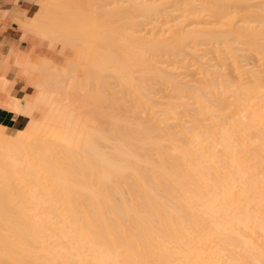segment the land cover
<instances>
[{
	"label": "bare ground",
	"instance_id": "bare-ground-1",
	"mask_svg": "<svg viewBox=\"0 0 264 264\" xmlns=\"http://www.w3.org/2000/svg\"><path fill=\"white\" fill-rule=\"evenodd\" d=\"M24 24L88 70L45 59L32 102L0 100L45 111L0 124V264H264V0H48Z\"/></svg>",
	"mask_w": 264,
	"mask_h": 264
},
{
	"label": "crops",
	"instance_id": "crops-1",
	"mask_svg": "<svg viewBox=\"0 0 264 264\" xmlns=\"http://www.w3.org/2000/svg\"><path fill=\"white\" fill-rule=\"evenodd\" d=\"M36 2L40 3L37 10ZM42 4V0H0V9L7 12L11 21L2 26L0 24V78L8 82L3 94L4 99L16 97L26 102H32L35 99V90L23 89L19 78L24 77L26 85L33 86L36 83V73L27 72L25 67L29 69L35 66L39 58L27 51L26 41L21 38L20 30L12 21L17 19L23 27L31 13L35 15L40 12ZM23 63L25 65L20 66ZM38 113H41L40 109L35 108L28 117L0 106V124L5 126L7 131H12L13 128L22 129L30 118L36 119Z\"/></svg>",
	"mask_w": 264,
	"mask_h": 264
},
{
	"label": "rangeland",
	"instance_id": "rangeland-1",
	"mask_svg": "<svg viewBox=\"0 0 264 264\" xmlns=\"http://www.w3.org/2000/svg\"><path fill=\"white\" fill-rule=\"evenodd\" d=\"M42 2H43V4L41 5V8H40V12L39 13L43 12V9L45 8L48 0H42ZM36 3H37L36 10H37L39 8V6H40V3L39 2H36ZM77 5H78V3H77ZM80 6H81V4H79V7ZM110 7H107V8H110ZM32 16H33V14L31 13L29 15V20L28 21L31 20ZM10 22L11 21L9 19V16L7 15V12L5 10H3V9H0V24H1V26L2 25H5L7 23H10ZM12 22L15 25H17L18 29L20 30V32H21V38L26 41V49H27V51L28 52H31L32 54H34V56H38V58H39L38 59V63L35 65L36 67L31 66V68L27 69V72L36 73V76H37L36 77V83H34L33 86H29V85L27 86L26 85L25 78L24 77H21V78H19V80L21 82V85H23V89H28L30 91H34L35 90V97H36L37 94H38V92H39V88H41V86L42 87L43 86H47L48 87V85H46V84H48V82L43 81V80H45V74H44V71L45 70L43 68V66H45V65H41V62H44L42 64H46L47 61H48L47 63H50L52 65L50 67L51 69L54 67L52 69L53 71L54 70L58 71V68L59 67H61V68H59V70L61 69V71H63V73H64V71L66 73H67V71H70L71 72V69L72 70L74 69L72 71L73 72L72 74L73 75H78V78L83 81V78L86 75V73L84 71L88 70L87 69L88 67H86L87 66L86 60L84 58H82L81 51H80L81 49L79 50V49H77L78 47L72 46L71 44H65L64 47H63V46H61L62 45L61 42H58V41L56 42L55 40L54 41L49 40L50 38L47 39V38L42 37V36H40V35H38L36 33H32V32H30L28 30L25 31L26 30L25 27H24L25 24L22 27L21 24H20V22L17 19H13ZM79 51H80V54H78ZM81 58L84 59V60H82ZM45 59H46V62L44 61ZM71 61H73L72 62L73 64L71 63ZM69 63H70V65H68ZM252 63L253 62H251V64ZM50 64H48V65L50 66ZM39 66H42V68H40ZM64 68H66V69H64ZM40 69H43V72H41ZM47 69L50 70L49 68H47ZM61 71H58V73H60ZM74 71H76V72H74ZM68 74H70V73L68 72ZM73 75H71L69 77H72ZM73 77H76V76H73ZM73 79H75V78H73ZM75 80H77V77H76ZM42 82H44V83H42ZM68 82H69V80H68ZM68 82L66 80V83H64V84H63V82L60 83V85L63 84L62 86L65 87V92H67L66 91L67 90L66 89L67 88L66 85H67ZM47 87H44V88L46 89ZM0 92H2V93H0V95L4 93L2 90H0ZM78 93H80V92H78ZM62 94L60 92H58V93L55 94V96H57V97H55V96H53V97H55V99H57L55 101L56 103H58L57 101H59V103L62 106H66L65 104L69 103L70 101L69 100H68V102H67V100L66 101H64V100L63 101L62 100L60 101L59 99H65V97H64L65 94H63L64 96ZM70 94H72L71 91H70V93L68 95L69 96L68 98H71L72 97V98H74V101L77 102V103H74L73 102L72 105L76 106L77 104H81V103H78V102H81V100L80 101L78 100V99H80L81 96H78L77 95L78 96V99H77L74 96L75 93H73L72 96ZM60 95H62L63 98ZM3 97L1 98V96H0V100H2V102H5V101L11 99V97L10 98L8 97L7 100H6ZM71 100H73V99H71ZM2 102H0V104ZM72 105H70V108L69 109H72ZM75 108H78V106L75 107ZM46 109H47V107H46ZM79 109L80 108H78V110ZM40 112H41L40 114L39 113L36 114V119H41L42 116L45 113V111L43 110V108L40 109ZM98 123L99 122H97V124ZM25 126L23 128H25ZM12 133H13L12 131H7V134H9V135H12Z\"/></svg>",
	"mask_w": 264,
	"mask_h": 264
},
{
	"label": "clouds",
	"instance_id": "clouds-1",
	"mask_svg": "<svg viewBox=\"0 0 264 264\" xmlns=\"http://www.w3.org/2000/svg\"><path fill=\"white\" fill-rule=\"evenodd\" d=\"M17 114H23V113H17Z\"/></svg>",
	"mask_w": 264,
	"mask_h": 264
}]
</instances>
